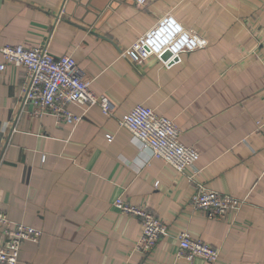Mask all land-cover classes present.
<instances>
[{
  "label": "crops",
  "instance_id": "crops-1",
  "mask_svg": "<svg viewBox=\"0 0 264 264\" xmlns=\"http://www.w3.org/2000/svg\"><path fill=\"white\" fill-rule=\"evenodd\" d=\"M168 13L207 47L170 67L124 55ZM17 44L72 55L114 107L106 115L72 103L85 116L77 125L35 116L21 106L24 68L0 71V209L43 231L18 264H264V0H0V45ZM139 103L175 121L200 152L194 166L179 174L132 141L119 119ZM199 184L244 205L209 218L191 203ZM118 197L167 224L153 253L136 249L139 218ZM185 231L219 259H177Z\"/></svg>",
  "mask_w": 264,
  "mask_h": 264
},
{
  "label": "built area",
  "instance_id": "built-area-1",
  "mask_svg": "<svg viewBox=\"0 0 264 264\" xmlns=\"http://www.w3.org/2000/svg\"><path fill=\"white\" fill-rule=\"evenodd\" d=\"M147 1L136 0L139 5ZM208 44L205 36L168 13L126 49L124 55L135 62L155 55L170 67L181 61L182 53L203 49ZM166 52H170V57L163 60ZM12 64L24 68L26 76L21 85V106L26 109L32 106L31 113L35 116L51 114L58 120L77 125L85 116L72 112L69 109L72 103L84 106L86 112L95 105L100 106L106 115L113 112L112 103L105 95L92 90L91 81L84 79L83 71L72 55L55 57L44 46L0 45V71ZM119 124L130 132L135 144L174 167L179 174L194 166L200 157L195 146L181 140V129L175 121L148 105H135L119 119ZM263 125L264 119L257 121L258 130ZM106 136L113 138L111 134ZM191 203L209 218L216 219L241 209L244 200L199 184ZM114 205L122 213L139 218L141 235L136 249L146 255L153 253L159 240L169 233L165 221L147 207L132 204L122 197H118ZM42 235L41 229L13 221L5 210L0 209V264H18L24 243L39 242ZM178 242L177 259L184 258L192 263L200 257L215 262L220 257L217 247L193 238L186 231L179 234Z\"/></svg>",
  "mask_w": 264,
  "mask_h": 264
},
{
  "label": "water",
  "instance_id": "water-1",
  "mask_svg": "<svg viewBox=\"0 0 264 264\" xmlns=\"http://www.w3.org/2000/svg\"><path fill=\"white\" fill-rule=\"evenodd\" d=\"M168 54L165 55V57L167 56Z\"/></svg>",
  "mask_w": 264,
  "mask_h": 264
}]
</instances>
